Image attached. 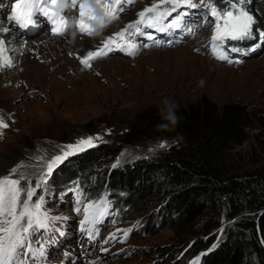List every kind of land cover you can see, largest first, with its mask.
<instances>
[{
	"label": "rangeland",
	"instance_id": "obj_1",
	"mask_svg": "<svg viewBox=\"0 0 264 264\" xmlns=\"http://www.w3.org/2000/svg\"><path fill=\"white\" fill-rule=\"evenodd\" d=\"M263 1L248 0L256 7ZM80 2L84 0H77V7ZM154 2L157 0H135L125 5L118 19L92 36L80 34L76 27L78 8H68L65 18L69 31L65 35L46 40L49 27L33 37L23 33L18 41L30 40L33 46L20 56L22 70L16 58L11 69H0V118L8 124L0 136V177L23 162L25 167L15 178L23 175L22 188H35L33 201L42 200L43 210L52 218L48 229L29 236L27 243L37 254L34 260L28 257L26 264H193L197 258L198 264H203L213 245L228 234L241 233L249 239L239 218L223 214L212 215L217 220L206 229L202 216L189 225H173L165 212L166 184L133 207L127 202L129 194L109 183V171L151 152L150 145L139 141L141 135L136 138L134 121L145 110L157 114L165 100L183 106L204 99L219 108L232 103L246 105L256 135L232 151L234 168L242 175L264 165V38L260 36L264 25L255 13L249 11L255 21L252 38L225 45L229 58L240 63H227L212 55L215 21L208 12L213 6L226 7L228 0H205L196 9H179L189 15L180 30H175L177 35L170 38H155L149 32L131 37L137 45L135 55L113 51L93 60L90 68L80 63L79 58L88 50L80 51L79 44L92 41L91 47L95 46L90 51L96 50L104 38L134 22L137 13ZM233 47L239 51H230ZM89 136L100 139L94 147L69 157L46 185L36 188L44 161ZM148 140L156 149L165 143L159 134ZM91 150L100 151L101 156L89 176H80L76 161ZM66 170L77 176L75 184ZM102 199L108 204L107 213L94 225H85L91 232L83 230L84 207ZM147 225L151 232L140 230ZM200 240L206 245L199 246ZM41 245L43 257L38 255ZM249 255L242 264H261L253 252Z\"/></svg>",
	"mask_w": 264,
	"mask_h": 264
},
{
	"label": "trees",
	"instance_id": "obj_2",
	"mask_svg": "<svg viewBox=\"0 0 264 264\" xmlns=\"http://www.w3.org/2000/svg\"><path fill=\"white\" fill-rule=\"evenodd\" d=\"M261 4L256 7L248 2L246 8L264 25V1ZM177 106L181 119L174 129L157 127L167 125L161 110L155 115L150 114L151 110L138 114L133 125L138 128L136 138L141 135L139 141L150 145L151 152L109 171V183L113 189L127 192V202L133 207L166 184L169 193L165 212L173 225H189L202 216L206 229L216 222L215 215L239 218L249 239L241 233L228 234L205 255L203 264H242L252 252L264 264V213L260 215L264 210V165L240 175L231 157L235 148L256 135L247 106L232 103L219 108L205 99ZM158 134L166 146L156 149L148 139ZM100 154L91 150L78 158V174L89 176ZM66 172L75 184L77 176ZM119 205L120 201L116 206ZM140 230L151 232L148 225ZM199 243L206 245L203 240Z\"/></svg>",
	"mask_w": 264,
	"mask_h": 264
},
{
	"label": "snow or ice",
	"instance_id": "obj_3",
	"mask_svg": "<svg viewBox=\"0 0 264 264\" xmlns=\"http://www.w3.org/2000/svg\"><path fill=\"white\" fill-rule=\"evenodd\" d=\"M204 2L205 0H157L138 12L134 22L126 24L120 31L104 38L95 51H88L83 58L78 57L80 63L84 68H90L93 60L106 57L113 51H123L127 55H135L137 45L131 37L144 35L145 29H154L158 32L180 29L185 24V18L189 13L178 10L182 8L196 9ZM134 3L135 0H84L78 5L79 19L76 22V27L81 34L92 36L107 23L118 19L119 13L124 11L125 5ZM247 3L248 0H228V4L224 8L217 9L213 6L209 9L208 14L215 21V28L210 40L214 58L227 63L241 62L229 58V49L225 45L228 41L252 38L255 21L246 8ZM63 4V8L75 9L77 0ZM95 10H99L100 14L97 15ZM173 13H176L175 17L169 20L168 18L172 17ZM66 15L67 13L62 14L60 8L57 7V0H16L11 5V12L6 19L9 24L14 22L19 29L27 30L30 27H39L43 23L41 19L43 17L51 25L52 34L62 36L66 34L69 27ZM166 20L167 23H165ZM11 31L10 27H0V33L9 34ZM260 36L264 38V33H260ZM5 42V39H0V68L13 66L11 58L5 55L7 51ZM251 50L254 51L255 48ZM230 51H239V49L233 47ZM7 127L8 124L0 118V136L3 135L2 130ZM99 139V136L80 138L75 144L64 146L59 154L44 161L36 181V188L46 185L54 171L69 157L94 147L95 141ZM165 146L163 142L158 145L160 148ZM118 163L119 160H117ZM117 164H114L113 167H116ZM23 167H25L23 162L18 163L10 169L7 175L0 177V264H26V260L30 256L34 260L37 253L33 251L27 240L33 232L48 229L52 222V218L43 210L42 200L33 201L35 188H22L23 175L15 178ZM22 192L24 193L23 199L21 198ZM107 208L108 204L103 199L87 204L84 207L81 228L91 232V228H85V225L90 226L99 222L107 213ZM128 231L123 233L125 237H127ZM111 238L114 239L115 236ZM38 255L43 257V245L38 249ZM198 259L193 264H198Z\"/></svg>",
	"mask_w": 264,
	"mask_h": 264
},
{
	"label": "bare ground",
	"instance_id": "obj_4",
	"mask_svg": "<svg viewBox=\"0 0 264 264\" xmlns=\"http://www.w3.org/2000/svg\"><path fill=\"white\" fill-rule=\"evenodd\" d=\"M1 3H0V27H10L11 29H12V31L9 33V34H3V33H0V39H5V48H6V53H5V55L7 56V57H9V58H11V60H12V63L16 60V59H20L21 57V55H23L22 53H24L25 51H27V49H28V47H29V45H30V49H31V46H33L32 45V41H30V40H24V41H18V37L19 36H21V35H23V32H22V30H20L18 27H17V25L15 26V24H14V22L13 23H11V24H9L8 22H7V16L9 15V13L11 12V5L13 4V3H15L16 2V0H2V1H0ZM3 4V5H2ZM78 8V7H77ZM74 11V10H73ZM72 11V12H73ZM77 12H79V8H78V10H77ZM79 19V18H78ZM41 25V24H40ZM47 30V32H48V35H44L45 36V38H46V40H48L49 39V37L50 36H52L53 34H52V32H51V26H50V28H48V29H46ZM175 30H180V29H169V30H167V31H165V32H158V31H156V30H154V29H146L145 30V32H149V34L151 35V36H153V37H155V38H157L159 35H163L164 37H168V38H170L171 37V35H177V33L175 32ZM67 31H69V27L67 28ZM151 32H152V34H151ZM79 34V33H78ZM81 34V33H80ZM48 36V37H47ZM54 36V35H53ZM149 36V35H148ZM43 37V36H42ZM54 37H59V36H54ZM152 37V38H153ZM85 38V36H83L82 37V39H84ZM33 39V38H32ZM42 39V38H41ZM177 40V39H176ZM36 41V40H35ZM42 41V40H41ZM140 41H143V39L140 37ZM44 43L46 42V41H43ZM47 42H49L50 43V41H47ZM93 42L91 41V43L90 42H84V43H82V44H79L80 45V47H81V50L80 51H82V50H88V51H90L91 49H93V47L95 46H93V47H91ZM23 45H24V48H23ZM64 45V44H63ZM101 45V44H100ZM25 50V51H24ZM37 50V49H36ZM53 51H56V52H58L57 50H51V52H53ZM92 51H95V49L94 50H92ZM120 52H123V51H120ZM16 58V59H15ZM23 60V59H22ZM46 60V59H45ZM19 62H20V66H18L19 68L18 69H21L22 70V67H21V59L19 60ZM17 63V62H16ZM14 64V63H13ZM26 64V63H25ZM17 65H19V64H17ZM23 66H24V64H23ZM31 66V65H30ZM32 67V66H31ZM5 68H7V67H5ZM12 67H9L7 70H9V69H11ZM32 68H34V70H36V71H38V72H41V70L40 69H36L37 67L36 66H34V67H32ZM0 69H4V68H0ZM12 70H14V69H12ZM17 70V69H16ZM19 73V72H18ZM19 75V74H18ZM51 77H53V75H50Z\"/></svg>",
	"mask_w": 264,
	"mask_h": 264
},
{
	"label": "clouds",
	"instance_id": "obj_5",
	"mask_svg": "<svg viewBox=\"0 0 264 264\" xmlns=\"http://www.w3.org/2000/svg\"><path fill=\"white\" fill-rule=\"evenodd\" d=\"M59 8H63L64 4L59 3ZM177 105L170 101H164V107L161 109L163 119L167 121V125H158L157 127H167L169 129H174L180 122V117L177 115Z\"/></svg>",
	"mask_w": 264,
	"mask_h": 264
}]
</instances>
